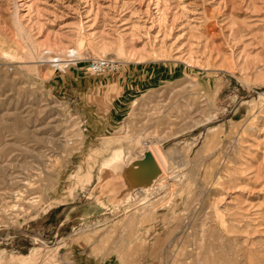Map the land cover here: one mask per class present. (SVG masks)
Wrapping results in <instances>:
<instances>
[{"label": "rangeland", "instance_id": "rangeland-1", "mask_svg": "<svg viewBox=\"0 0 264 264\" xmlns=\"http://www.w3.org/2000/svg\"><path fill=\"white\" fill-rule=\"evenodd\" d=\"M0 264H264V0H0Z\"/></svg>", "mask_w": 264, "mask_h": 264}, {"label": "bare ground", "instance_id": "bare-ground-1", "mask_svg": "<svg viewBox=\"0 0 264 264\" xmlns=\"http://www.w3.org/2000/svg\"><path fill=\"white\" fill-rule=\"evenodd\" d=\"M155 148L156 145L152 142L147 143V147L142 150L143 153L141 154V157L130 161L127 166L120 163L121 159L117 155L114 157L111 164L105 166L107 171L104 172L101 178H111L115 175L116 171L120 169H123V176L127 177V180L118 182L119 184L115 182L107 188V191L109 192L108 196L111 194V197L113 198H111L112 200L122 199V201H126L130 197L131 190H133V187L135 186L141 187L145 190H148L151 187L155 178L164 171L163 164L156 158L157 154L155 155ZM104 191L106 192V190Z\"/></svg>", "mask_w": 264, "mask_h": 264}, {"label": "built area", "instance_id": "built-area-1", "mask_svg": "<svg viewBox=\"0 0 264 264\" xmlns=\"http://www.w3.org/2000/svg\"><path fill=\"white\" fill-rule=\"evenodd\" d=\"M112 68H113V61L104 57L90 59L87 62V71L94 76L108 72L112 70Z\"/></svg>", "mask_w": 264, "mask_h": 264}]
</instances>
